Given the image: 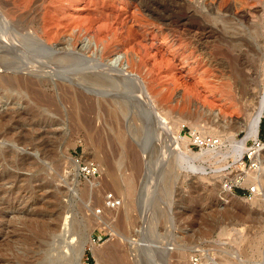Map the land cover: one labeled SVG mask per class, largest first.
Listing matches in <instances>:
<instances>
[{"label": "rangeland", "instance_id": "obj_1", "mask_svg": "<svg viewBox=\"0 0 264 264\" xmlns=\"http://www.w3.org/2000/svg\"><path fill=\"white\" fill-rule=\"evenodd\" d=\"M0 12V38L6 32L8 43L19 42L6 50L0 40L1 78L33 80L44 97L15 102L0 87V113L26 110L6 118L0 130L16 123L14 132L25 129L42 145L16 149L21 169L0 168V176L18 177L0 183V264H51L60 245L52 230L67 219L84 226L95 220L93 246L81 264H107L103 252L114 246L132 264H192L194 254L202 264H264V168L243 172L235 161L247 133L233 131L232 140L222 129L244 124L243 108L253 104L254 110L264 94V0H0ZM36 31L55 52L78 53L85 42L91 47L85 58L104 63H111L112 42L117 67L150 91L163 85L176 114L130 103V91H115L117 74L103 73L94 86L69 85L77 72L46 64L29 44ZM174 38L193 44L177 57L169 43ZM192 53L201 65L184 61ZM196 136L212 139L216 148L197 147ZM259 137L264 140V121ZM247 146L254 147L253 140ZM7 147L0 146L2 154ZM86 163L97 164L100 176L84 178ZM109 169L122 192L109 187ZM111 195L118 207L108 206Z\"/></svg>", "mask_w": 264, "mask_h": 264}, {"label": "bare ground", "instance_id": "obj_2", "mask_svg": "<svg viewBox=\"0 0 264 264\" xmlns=\"http://www.w3.org/2000/svg\"><path fill=\"white\" fill-rule=\"evenodd\" d=\"M6 6L7 5H5V6L3 5V7H5V8H6ZM2 10L4 12V8ZM6 16H8V15L6 14ZM2 17H3V15H2ZM2 17H1V20H2ZM45 26L47 28L48 24L45 25ZM143 27H147V26L143 25ZM43 28H44V26H43ZM183 28L184 27H182V29ZM143 29H146V28H143ZM42 30H44V29H42ZM50 31H52V30H50ZM87 31H88V29H87ZM130 31H131V29H130ZM60 32H59V34H60ZM50 33L51 32H49L48 35ZM57 33H58V31H57ZM43 34H44V32H43ZM54 34H55V31H54ZM45 35L46 34H44V36ZM8 36H9L8 33L4 32L3 33V38L2 37L0 38V40L3 41V43L5 44L4 46L7 47V48L5 47L6 50L7 49H10L11 46H13V47L19 46V45H17L19 42L17 43V40L14 39L15 40L14 41L12 38H11V40H12L13 44L8 43L7 42L8 40L6 41V39H9ZM44 36H43V38H44ZM202 36H203V34H202ZM52 37L53 36H51V38ZM56 37H55V39H56ZM26 38L29 40L28 37H26ZM59 38L60 37H58V39H56L54 41L57 42L59 40ZM175 38L172 39V40H170L169 43H172V48L174 50L173 51L174 56H177L178 57L184 51L188 50V48L190 47V45L193 44V42H191V41H190V43L183 42V41H179V40H177ZM27 39L24 38L23 41L26 42ZM81 40H79V41H81ZM201 40L202 39H198L197 40V43L198 42H201ZM29 41H30L29 44L32 43V44H30L31 45V48L33 47L34 49H37L40 52V54L42 53L43 59H45L47 61L46 64H49V65H51V64H55L56 65L57 64V66L58 65H61V66L62 65H69V67L71 66V67H73L75 69V70L73 69L72 72L73 71L74 72L76 71L78 73V74L77 73L75 74L76 79H74L75 77L73 79H71V78H68L66 75H64V77L66 76L68 78L67 80H69L68 81V84L69 85L76 86V85H80V84H88V85L94 86V84L97 83L98 79L105 78V76H102L103 73L107 72V73H110V74L111 73L112 74H117L118 75L117 77H118V80H119L118 82L119 83H117L115 81L116 82L115 83V86H118V88L116 87L117 89L115 91L118 92V93H120L124 89L127 92L130 91L129 94L132 93V96H133L132 97V100L130 101V103H132V102L135 101V103L140 104L143 107V109L144 108H147V111L150 110L152 113L153 112H159L160 115L162 114L163 116H171V115L176 114L175 113L176 110L175 109H172L169 106V102L170 101H169L168 95L164 92L166 90L163 87V85L161 86V84H160V89L158 87L155 92H153L154 91L153 90L154 88H152L151 91H150L148 89V87H146V85L142 82V80L137 77V75L136 76L135 75L134 76L129 75L128 72H127V70L124 71L125 69L121 65L117 67V65H118V59H119V58L117 59L118 52L116 51V49H114L113 51L111 50L112 49V45H113L112 42L109 43L110 45H107V48H108L107 50L110 52L109 53V55H110L109 57H111L110 58L111 59L110 60L111 63H104V61H100L97 57L94 58V59H87V58H85V56H86V55L84 56L85 51L86 50H89L91 48L90 46L87 47L88 44L86 45L85 42L83 43V46L81 47V49H79L78 53H76L78 49L76 50V52H72L71 50H69V48L72 49V47H69V44H67V43H66L67 44V47H69L67 49L69 51H71V52H68L67 50H63V52L62 51L55 52V50H57V49H53L52 48L53 46L51 47V46L45 44L44 40L39 36L38 31H36L35 33H33L32 38ZM60 41H61V38H60ZM9 42H11V41H9ZM81 42H83V41H81ZM26 43H28V42H26ZM15 44H16V46H15ZM24 45H25V43H24ZM70 45H72V44H70ZM75 45H76V43H75ZM26 46H28V45H26ZM73 46H74V44H73ZM79 46H81V45H79ZM16 48H18V47H16ZM26 49H27V47H26ZM73 49H75V47ZM31 50H33V49H31ZM18 51L20 52V50H18ZM26 52H27V50H26ZM33 53H32V55H33ZM25 54H27V53H25ZM40 54H39V56H41ZM28 55H29V53H28ZM30 55H31V53H30ZM34 55H35V53H34ZM81 56L84 57V58H82ZM194 57H195V55L192 53V54L188 55L187 57H185L184 58V61L188 62L189 65H191V66L194 65V64L195 65H201L202 64V61H200V60H194L195 59ZM43 62L45 63V61H43ZM133 64H134V62H133ZM135 65H136V63H135ZM134 66H133V68H134ZM47 67L49 68L48 65H47ZM70 71H71V69H70ZM91 71H95L96 73L97 72L98 73L97 74H94V75H90V72ZM189 72H190V70H189ZM194 72L195 71H193V73L191 72L190 74H194ZM76 75H78V76H76ZM108 76H109V74H108ZM108 76H106V78H109ZM40 80H38L39 83H42V81H40ZM99 82H101V81H99ZM172 83H174V82H172ZM40 85H42V84H40ZM40 85H38L37 83L33 82V80L30 81L28 79L23 78V79H19V81L17 82L16 80H11V78L10 79H6L5 77H2L1 78V75H0V87L7 94V95H5L6 96L5 98H7L8 100L12 99L15 102H19V101H22L23 100V102L25 104H30V102L38 101L39 100L42 103V101H44V99L43 100H41V99L44 98V97H43V95H42V93L40 91L41 90V86ZM156 86H157V84H156ZM95 87H96V85H95ZM174 88H175V86H174ZM90 91H91V89H90ZM101 94H103V93H101ZM125 94H127V93H125ZM119 96H121V95H119ZM115 97H118V96L116 95ZM127 97H128L127 99L131 98L130 95H127ZM1 98H3V97H1ZM261 98H262V100L261 101L259 100L260 102L257 103L258 106L256 108L254 107L255 108L254 110L251 109L253 107V104H252V107L250 109L253 110V113H250L251 110L250 109H249L250 111L248 110L249 107L243 108V109H246L245 111L247 112L246 118H245V123L244 124H241V125L240 124H233V125H230V124H225L224 125L223 124L222 125V129H224V132L226 131L228 134H231L232 140H234V137H233L234 135L232 134L233 131H245L247 133L245 139L243 141L237 143L238 146H239L238 147L239 152H238V155L236 156V161H235L236 164L241 163L243 161V159H244V156L246 154H248V155H251L252 161L254 159V161L257 162L258 167L260 165L261 168L262 167L264 168V151H262L263 148L262 149H258V148H256L254 146L251 149H249L248 146H247L248 141H250V140L256 141V140L259 139L261 124H262V121L264 119V94H263V97H261ZM122 99H123V101L121 100L120 102H122V103L125 102L124 100L126 98L125 99L122 98ZM184 99H183V101L185 102ZM189 100H191V99H189ZM47 101H49V100H47ZM126 101L128 102V100H126ZM254 101H255V99H254ZM127 102H126V105L127 104L129 105V103H127ZM182 104H183V102H182ZM257 104H255V105H257ZM118 105H120V104L118 103ZM130 105L133 106V104H130ZM249 105H250V103H249ZM249 105H247V106H249ZM183 106H184V104H183ZM244 106H246V104ZM131 108L127 110L126 116H128L129 113L131 112ZM178 108H181V107H178ZM23 112H26V110L21 111V112L20 111L10 112V110H8L6 112L0 113V125H1V123H3V121L6 118L9 117L10 119H13V117H15L16 115L17 116H21L23 114ZM246 112H244V113H246ZM180 114H182V112H180ZM162 119H163V117H162ZM15 130H16V123H13L12 124V128L9 129V130H6L5 132H2V130H0V140H1V142H3L2 144H0V146L1 145H4L5 146V144H7V143H9L11 145V148L10 147L5 148V150L7 151V153L5 152V153L2 154L1 151H0V168H4V167L7 168L8 166L12 167L13 169H21L22 168V165L17 164L18 163L17 158L20 157V155L17 153L16 149L19 148L20 146L24 150L26 148H28V147H31L33 150H36V151L42 150V145L41 144H38V145L33 144V142H32L33 140L31 141V139L29 137L30 133L28 131H26L25 129L24 130L21 129V132L18 133V132H14ZM215 144H217V142H215V141H213L211 139V142L208 144V146H210V147L213 146V148H216V146H214ZM211 151H215V150H211ZM211 151H208V153H206V154H209V152L211 153ZM197 156H200V155H197ZM8 157H10L13 160L11 163L8 162V160H7ZM25 158H27V156H23L22 157V159H25ZM27 159H30V158H27ZM138 164H140V163H138ZM109 171H110V169H109ZM111 171L108 172V174H107L108 175V178H111L110 186L109 187L111 188V186H112V188H114L117 193H120V192L123 191V189L121 187V183L117 179L116 175L114 174L115 172L112 173ZM16 178H18V177L15 175V173H12L11 171H9L4 176L3 175L0 176V183L1 182L4 183L8 179H16ZM251 180L255 182V181H257V178L251 177ZM110 188H109V190H110ZM1 192L3 193V190ZM126 192L128 193V196H130V198H131L132 197V194H133V191L131 190V188H127ZM127 218H129V217H127ZM94 221L93 220H92V222L90 221L91 223H89L88 226L86 225L87 226L86 227V226L81 225V224L72 223V222L68 221V219H67L63 223L61 230L57 231V227H55V229L52 230V234L54 235V234L57 233L56 236L59 238V242H60L59 244L60 245L58 246L59 248L54 251L55 253H57V256H55V257L52 256L49 259V260H51L50 261L51 264H81V259H82L83 255H84L85 251H86L87 245L90 244L91 246H93L92 239H91V236L90 235H91L92 231L95 229V223L93 224ZM110 234H111V232H110ZM112 235H113V233H112ZM116 248L117 247L114 246L113 248L104 250L103 254H104V257L106 258L107 264H132L130 262V260H129L128 253H125L124 255H119L118 254V251L116 250ZM166 250H167L166 252L169 254V251L170 250L169 251H168V249H166ZM106 262L104 261V263H106Z\"/></svg>", "mask_w": 264, "mask_h": 264}, {"label": "built area", "instance_id": "obj_3", "mask_svg": "<svg viewBox=\"0 0 264 264\" xmlns=\"http://www.w3.org/2000/svg\"><path fill=\"white\" fill-rule=\"evenodd\" d=\"M263 121H264V119H263ZM194 142H195V145L197 147L202 148V147H207L208 144L211 142V139L210 138L209 139H204L203 137L196 136L195 139H194ZM253 146H255L258 149L264 148V140H262L259 137L258 140L253 141ZM240 166H242L243 172L246 171L245 168L247 166L250 169L249 171H256L258 169V164L256 162H253L252 159H251V155H248V154L244 156V159H243V161H242ZM80 170H81V174L86 179H95V178L99 177L100 174H101L100 167L97 164H95V163L83 164L80 167ZM240 178L243 179V175ZM234 180H235V177H234ZM235 182L237 184H242L243 183L242 181L240 183H238L237 180H235ZM233 187L234 186H231L230 191H232ZM107 204L111 208H115V207L119 206L120 200H117L114 196L111 195L107 199ZM191 263L192 264H202V260H201V258L199 256V254H194L193 255V257L191 259ZM84 264H90V263H84Z\"/></svg>", "mask_w": 264, "mask_h": 264}, {"label": "trees", "instance_id": "obj_4", "mask_svg": "<svg viewBox=\"0 0 264 264\" xmlns=\"http://www.w3.org/2000/svg\"><path fill=\"white\" fill-rule=\"evenodd\" d=\"M241 194H243L244 192H242V191H239Z\"/></svg>", "mask_w": 264, "mask_h": 264}]
</instances>
